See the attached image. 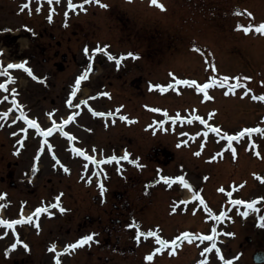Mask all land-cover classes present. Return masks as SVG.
Segmentation results:
<instances>
[{
	"label": "rangeland",
	"instance_id": "374dc122",
	"mask_svg": "<svg viewBox=\"0 0 264 264\" xmlns=\"http://www.w3.org/2000/svg\"><path fill=\"white\" fill-rule=\"evenodd\" d=\"M63 1L56 5L53 19L49 21L47 17L52 13L46 7L39 12L33 5L32 11L26 12L21 11L24 0H0V29H15V34L21 32V37H28L0 35V49H4L5 57L3 62H19L27 57L35 74L47 77L46 82L42 79L44 86L27 80L19 81L13 88L18 92L16 99L28 114L43 119L49 110L56 111L59 119L65 118L75 110V104L82 106L80 100L83 97L91 99L97 110L124 105L125 112L137 118L131 123L108 121L104 127L108 129L106 131L99 120L83 112L66 129L78 136L81 145L95 149L103 156L123 155L127 150L143 167L125 166L126 180L118 177L115 167H105L109 174L107 200L101 202L95 196L94 187L82 181L81 167L66 153L65 142L59 140V155L69 171L53 168L46 156L42 157L37 170L31 167L30 161L36 140L28 139L22 150L16 149L15 128L0 126V175L6 177L9 172L11 179L18 181L11 189L9 182L0 185V190L13 197L15 203L7 205L5 215H15L19 197L27 201V208L32 210L40 199L45 198L46 204H52L54 196L63 193V206L68 210L66 214L58 215L55 211L53 216L41 218L43 232L39 237L28 235V229L24 230L25 236L29 238L31 235L30 239L34 241L32 264H51V255H46L44 250L46 243L47 251L51 241L61 248L88 232H98L96 242L91 247L82 246L70 257L61 256V260L65 258L62 264H76L77 260L79 264H103L98 256L105 255L109 257L105 264H202L201 260L207 253L200 240H179L175 252L170 247L165 248L156 253L152 261H147L146 256L154 252V242L149 245L135 243L136 246L132 242L133 231L127 229L123 234L122 227L139 217L141 229L155 228L168 240L183 236L185 232L195 234V238L205 233V226H210L209 221L203 222L206 211L202 208L203 212H196L200 203L188 205L182 213L170 211L167 204L181 196V188L149 186L154 179L160 175H185L209 208L220 214L230 205L231 199L247 197L250 174H256L254 177L262 175L264 133L260 136L258 133L246 134L244 138L233 141L232 146L237 152L235 157L230 149H225L228 148L227 134H237L245 127L264 124L261 119L264 117V101L251 100L253 95L264 94V84L261 83L264 81V33H257L255 29L246 33L238 27L264 22V0H160L166 10L148 5L147 0L130 3L126 0H101V4L109 7L90 3L85 6L87 11L77 10L69 17L63 15L67 7ZM248 12L253 15L249 16ZM86 46L88 53L84 51ZM98 46L106 51H93ZM109 52L118 59L125 54V59L118 66L116 60L109 59ZM128 52L137 53L139 58L127 57ZM63 56L67 61L62 59ZM91 68L96 70H91L88 83L75 98L71 97V93L77 91L73 79ZM15 74L22 79L26 72ZM225 75L240 77L241 84L247 87L236 88L235 80L230 79L228 83L233 84L232 89L227 84H217L208 90L212 98L205 100L195 86L174 83L178 79H191L202 84L210 82L213 76L219 80ZM245 76L252 79L245 81ZM170 83L174 87L164 92L152 87L153 84L167 86ZM248 89H251L249 95L244 96ZM104 91L112 92L110 99V96L103 97ZM51 99L56 101L55 105H51ZM67 99H73V109L65 105ZM152 106L170 113L180 110L184 114L194 107L209 124L219 126L223 135L207 130L198 120L195 124L202 125L201 132L208 131L207 137L197 136L189 143L176 144L179 140L176 134L154 135L144 128L150 122ZM197 128L182 127L192 133ZM205 139L201 154L195 155ZM13 150H18L20 155L17 157ZM254 151H259L260 155H255ZM221 152L223 156H218ZM213 157L215 159H210ZM28 175L34 176L31 180H36L33 187L27 185L28 181L19 182ZM230 180L235 181L233 189L224 186ZM238 183L242 185L241 190ZM24 185L27 186L21 187ZM216 186L225 191L217 190ZM186 189L187 194L191 193L189 188ZM229 191L232 197L228 196ZM160 194L162 203L157 198ZM118 195L121 199H117ZM115 203L117 209L113 207ZM103 209H107L106 214H103ZM260 214L264 215V212ZM85 215L89 216L88 220ZM98 216L102 226H114L111 219L115 217L122 221L118 226L120 239L113 237L107 243L108 248L103 246L105 233L98 230ZM244 220L237 218L232 227L236 238L223 246L226 259L243 252L235 264H253L250 259L252 252L264 250V227L258 226L257 214ZM248 236L252 239L250 243L245 242ZM119 250L123 252L119 253ZM0 256H3L2 252ZM4 260L1 259L0 264H14V260ZM209 264H222V261L213 257Z\"/></svg>",
	"mask_w": 264,
	"mask_h": 264
},
{
	"label": "snow or ice",
	"instance_id": "6c2138e0",
	"mask_svg": "<svg viewBox=\"0 0 264 264\" xmlns=\"http://www.w3.org/2000/svg\"><path fill=\"white\" fill-rule=\"evenodd\" d=\"M93 0H81V3L77 4L74 3L73 0H68V9L69 11L71 10H79V9H83L84 11H87V9L84 7L87 4L92 3ZM152 5L158 6L161 10H166V6L163 3H160V0H150ZM49 5H52L50 11L52 14H50L48 16L49 21H51L53 19V15L55 14V7H54V0H48ZM95 3L97 5H101L102 7H109V5L107 4H101V0H95ZM42 0H41V4L38 7L37 10H42ZM24 8H28L31 11V0H28V2L26 4H24L21 7V11H23ZM249 16H252L253 14L251 12L247 13ZM68 15V12L65 13V16ZM67 26V24L65 25ZM27 27V26H25ZM239 28H243L244 31L246 33L248 32H252L253 29H255V31L257 33H264V22L256 25V24H252L250 23L249 25H247V27H245L244 25H239ZM29 31H32L31 29H28ZM3 31H13V29H0V32ZM33 35H35L34 31H33ZM197 51H199L200 49H196ZM85 53L89 52V48L86 46L84 48ZM93 51H95L96 53H100L101 51H106V49H103L101 47H96ZM109 59L111 60H116L117 64L119 66L120 61H123L125 59V54H122L119 59L112 55L110 52L107 53ZM4 55V49H0V77H7V79L3 82L0 83V90L4 91V92H8V84L13 83L15 81V77L12 75V73L9 71L10 69H23L25 72H27L29 75H32L35 79L37 80H41L43 79L45 82L47 80V77H40L37 76L34 72V70L28 66L29 62L27 59L21 60L19 62H9L7 64V66L5 67L4 62H3V57ZM127 57H132L134 59H138L139 55L137 53L134 52H128L126 54ZM174 75V74H173ZM89 76V72L85 71L83 74H81L78 79L75 81V89L78 91L81 87V82L84 81L85 79H87ZM230 79H234L235 80V87L239 88V87H247L246 84L242 85L241 84V78L240 77H235V78H230L227 75L223 76L222 78H220L219 80L217 79L216 76L211 77L210 82H205V83H198L196 80H191V79H178L176 80L174 83H178V84H182V85H192L196 87V90L198 92L203 93L205 100L207 99H211L212 97L209 96V89L216 86L217 84L220 85H224L227 84L229 89L233 88V84L232 83H228ZM245 81L252 79L251 77H247L245 76L243 78ZM262 84H264V81H261ZM153 88H159L160 91L164 92L167 91L170 88L174 87L173 83L168 84L167 86L164 85H156L153 84L152 85ZM77 91H73L71 93V97L75 98L77 96ZM251 91V89H248V91L244 92V96H248L249 92ZM105 95H108L107 93H105ZM18 96V92L15 89L11 90V103L16 107V108H22L23 106L19 104V101L16 99V97ZM252 98L254 100H260V101H264V94L261 95H253ZM10 97L8 95L3 96L2 98H0V103H3L6 100H9ZM83 103L87 104L88 101L85 100L83 101ZM67 104L69 107H73V99H68L67 100ZM74 107L79 108L80 104L77 103L74 105ZM95 113V115L98 116H105L106 113L104 112H98L95 111V109H92ZM153 111L156 112H164L165 116H168L167 110H163L160 108H154ZM12 109H8L6 111H2L0 112V120H7L8 117L11 115ZM48 115L53 116V123L50 127H48L47 129H45L44 127L41 126V124L38 122L37 119L34 118H29L28 114L26 112L21 111L20 116L18 117V119H22L30 128L35 129L37 133H39L42 137H44V143L48 144V137L52 136L54 133H56L57 131H59L60 133L63 134L64 137H67L70 141H74L77 138L72 135L70 132L65 131V126L68 125L70 122H72L77 113L73 112L67 119H64L62 123H58L55 120L54 117V113H48ZM107 115H112L111 113H108ZM122 119L128 121L129 123H131L132 121L129 119L128 116H123ZM169 119H172L174 122L176 120H181V122L183 121H187L188 123H192L194 120H199L201 124L206 126L207 130H210L211 132L216 133L217 135H223V130L216 125L213 124H209L205 118L203 116H195V117H180L179 115L174 116V117H169ZM18 121H12V123H17ZM115 121H113L114 123ZM27 128L22 129V131L27 132ZM167 130V129H165ZM174 130V129H173ZM202 131V132H197V133H181V135H188L191 136L193 139H195L197 136H203V137H207L208 135V131ZM254 133H264V127H245L244 129H242L241 131H239L237 134H227L226 135V140L228 143V148L225 149V151L227 150H231L233 153V156L235 157L237 155L236 152V148L232 146V142L235 140H240L241 138H244L247 135H251ZM182 143H186L182 142ZM253 143H255V141H253ZM206 145V139L204 141H202V148L201 150H198L196 153H194L195 155L199 156L203 150V146ZM258 147V146H257ZM54 148V146H53ZM95 150V149H94ZM38 151H40L41 153L44 151V149H39ZM73 151L78 153L80 156L85 157L87 160L89 161H94L97 166L101 165L102 163H111V162H119L121 160H127L130 161L131 163H133L134 165H137L138 167H143V165H140L139 162L135 159L132 158L131 153H129L127 150H125L124 155L123 156H117V155H112L108 158H106L104 161L101 160H96L94 156L89 155L85 150H83L82 148L79 147H74ZM55 156V152L53 151L52 153ZM218 156H223V152L218 153ZM256 155L259 156L260 152L257 151ZM39 156L35 157L34 160L36 161V169L38 170V162H39ZM58 159V158H57ZM210 159H215V157L210 158ZM64 171H69V169L65 166L64 167ZM256 175V174H254ZM260 179L264 180V177H259ZM205 179H207V177H205ZM160 180L165 182L166 184H168L169 186H171L173 183H175L176 181H179L185 188H193V199L194 200H198L200 205L203 206V209L209 214V216L213 217L215 221L220 222L221 220L227 218L228 216V212L227 209H225V211H223L220 214H216L212 211L211 208H209L207 202L205 201V199L203 198V196H201L199 194V192L197 190H195L194 186L185 178V175H179L177 177H172V176H166V175H160ZM246 183V182H245ZM235 186V185H234ZM99 187L102 191H106V187L104 185V183L101 181L99 184ZM242 187V185H241ZM220 191H225V189L221 188ZM6 195V194H5ZM61 195H63L61 193ZM228 196L232 197V192L229 191L228 192ZM4 198L0 197V201H2ZM264 201V197H259L256 198L252 201H245L244 199H231L230 203L232 204L233 207L235 206H246L247 210H242L239 214H241L242 216H244L245 218H247L249 215H251L253 212H255L257 214V218H258V226L260 227H264V215H261L260 213L262 211H264V209H261V207H259L260 202ZM26 203V202H25ZM180 203H184L187 204L189 203L188 201H181ZM3 207H5V205L3 203H0V209H2ZM50 208H56L59 209L60 212H65L67 211V209H65L61 203H60V196H57L55 198V202L48 206H41V207H37L34 212L26 217H23V208L21 209V215H22V219H8V220H4V219H0V226H4L7 227L9 229H14L16 225L18 224H24V223H32L33 218L34 217H38L43 213H47V215L49 217L54 215V212L50 211ZM174 210H175V206H174ZM35 226L37 228L40 227L39 222L37 221ZM128 227L131 228H136L138 231L134 237V239L137 242H140L141 237H144L145 239H147L148 237H155L156 239V244H158L160 247H156L155 251L153 253H150L146 256V260L147 261H152L154 259V256L156 253H160L162 252L165 248H169L171 249L172 252L176 251V247H177V243L178 241L181 239L180 236H177L176 238L172 239V240H168V239H164L161 236H159V234L155 231H142L140 230V225L139 223H137L134 219L133 221L128 225ZM225 235H230V236H234V233H223ZM195 234L189 233V232H185L183 234V237L189 241H192L193 237ZM95 233L92 234H88V235H84L83 237H81L79 240H77L74 243H71L69 245H67V247L63 250V252H58L57 251V245L55 243H53L50 248L49 251L55 252L56 256H55V260H56V264H62L61 261V255L67 252H70L74 249H76L77 247H81L84 245H90L94 240H95ZM16 237H17V243H12L10 245L9 249H6V254H10L12 250L16 249L18 246V243H23V247L27 250L30 251V246L23 241L19 240V233H16ZM0 238H2V236H0ZM196 239H199L201 241L207 240V241H215L217 239V229H213V234L211 235H198L195 236ZM98 242V241H97ZM213 250H215L218 254V258L222 261V264H235V260L234 259H226L222 253V250L217 246V243H212L211 247L205 248L204 252L205 253H211ZM235 259H238L235 258ZM202 264H207V261H203Z\"/></svg>",
	"mask_w": 264,
	"mask_h": 264
},
{
	"label": "bare ground",
	"instance_id": "6f19581e",
	"mask_svg": "<svg viewBox=\"0 0 264 264\" xmlns=\"http://www.w3.org/2000/svg\"><path fill=\"white\" fill-rule=\"evenodd\" d=\"M190 196V195H189Z\"/></svg>",
	"mask_w": 264,
	"mask_h": 264
}]
</instances>
